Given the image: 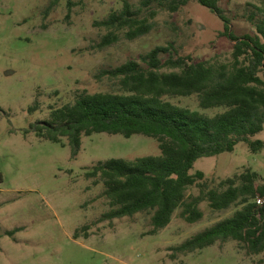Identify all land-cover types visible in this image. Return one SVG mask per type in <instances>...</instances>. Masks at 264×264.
<instances>
[{
	"label": "rangeland",
	"instance_id": "obj_1",
	"mask_svg": "<svg viewBox=\"0 0 264 264\" xmlns=\"http://www.w3.org/2000/svg\"><path fill=\"white\" fill-rule=\"evenodd\" d=\"M54 1L0 0V264H264V254L248 255L235 240L194 252L173 249L231 215L233 207L219 211L202 202L204 215L194 223L183 220L177 209L156 234H149L145 212L105 217L109 205L103 186L93 184L85 171L109 158L158 155L155 138L83 135L72 156L66 137L54 142L25 133L31 123L47 119L51 107L72 103L81 91H119L117 80L103 71L140 61L156 46L171 45L174 54L230 66L235 41L224 35L223 21L188 0L177 12L159 9L147 34L133 40L121 36L100 47L107 29L96 22L124 0ZM128 1L139 6L140 0ZM219 6L237 36L254 32V22L264 17V0H219ZM168 99L209 115L222 110L200 108L196 95ZM35 102L38 109L31 112ZM251 139L264 141V126ZM246 168L264 182V148L254 152L239 142L233 151L199 158L191 172L202 171L213 187ZM187 193L197 194L198 188Z\"/></svg>",
	"mask_w": 264,
	"mask_h": 264
},
{
	"label": "trees",
	"instance_id": "obj_2",
	"mask_svg": "<svg viewBox=\"0 0 264 264\" xmlns=\"http://www.w3.org/2000/svg\"><path fill=\"white\" fill-rule=\"evenodd\" d=\"M197 1L223 21L224 35L235 41L230 66L174 54L171 45L156 46L140 61L130 59L103 71L117 80L119 91H81L72 103L51 107L48 118L31 123L25 133L54 142L66 137L72 156L80 150L83 135L105 132L155 138L158 155L109 158L85 171L93 184L103 186L102 196L109 205L105 217L145 212L152 226L149 234H156L177 209L183 220L194 223L204 215L202 202L219 211L233 207L231 215L173 249L194 252L218 241L235 240L248 255L264 254V182L258 183L259 174L246 168L210 187L202 171L191 172L199 158L233 151L239 142L254 152L264 148V141L251 139L264 126V17L254 22V32L237 36L219 0ZM187 2L140 0L137 7L124 0L120 9L96 22L107 29L99 46H109L121 36L133 40L145 35L159 9L177 12ZM190 95L197 96L202 109L222 110L209 115L168 99ZM37 109L36 102L29 108ZM193 186L198 193L188 194ZM78 236L76 230L74 238Z\"/></svg>",
	"mask_w": 264,
	"mask_h": 264
}]
</instances>
